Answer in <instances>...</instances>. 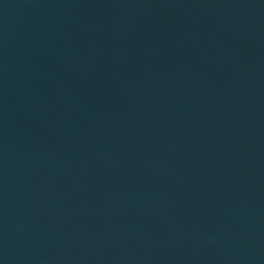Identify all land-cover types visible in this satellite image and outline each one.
Here are the masks:
<instances>
[{"label":"water","instance_id":"1","mask_svg":"<svg viewBox=\"0 0 264 264\" xmlns=\"http://www.w3.org/2000/svg\"><path fill=\"white\" fill-rule=\"evenodd\" d=\"M0 264H264V0H0Z\"/></svg>","mask_w":264,"mask_h":264}]
</instances>
